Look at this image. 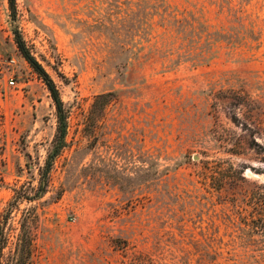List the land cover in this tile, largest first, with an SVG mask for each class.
I'll return each instance as SVG.
<instances>
[{"label":"rangeland","instance_id":"rangeland-1","mask_svg":"<svg viewBox=\"0 0 264 264\" xmlns=\"http://www.w3.org/2000/svg\"><path fill=\"white\" fill-rule=\"evenodd\" d=\"M262 146L264 0H0L1 264H264Z\"/></svg>","mask_w":264,"mask_h":264},{"label":"trees","instance_id":"trees-1","mask_svg":"<svg viewBox=\"0 0 264 264\" xmlns=\"http://www.w3.org/2000/svg\"><path fill=\"white\" fill-rule=\"evenodd\" d=\"M9 8L12 16L15 15L16 12V0H8ZM193 21L186 19L185 17H176L173 16V26L175 27V31L178 34L187 31L188 28L193 27ZM187 38V37H186ZM15 41L17 47L24 57V59L40 74V76L45 81L47 88L50 92L51 98L54 102L56 109V117H57V127L56 133L54 135L52 141V150L48 154L45 166L42 169V182L40 184V190H44L47 185V175L51 168V165L55 159V157L60 153L61 149L65 146V135L67 132V115L63 105V102L59 96V92L55 86V83L48 75V73L44 70L42 65L36 60V58L31 54L23 39L16 34ZM115 94L111 92H103L94 96V100L92 102V110L94 111H103L105 105H107L113 98ZM232 120L235 122L236 117L231 116ZM262 151L264 152V146H262ZM262 161L264 162V156L262 157ZM262 216L264 217V191L262 192ZM25 226V224H22ZM1 234V227H0ZM6 245V237L0 235V257L2 249ZM31 246H32V238L29 234H22L18 238L17 244L14 248L13 253L8 255L6 262L3 264H28L30 255H31ZM1 264V262H0Z\"/></svg>","mask_w":264,"mask_h":264},{"label":"built area","instance_id":"built-area-1","mask_svg":"<svg viewBox=\"0 0 264 264\" xmlns=\"http://www.w3.org/2000/svg\"><path fill=\"white\" fill-rule=\"evenodd\" d=\"M11 83H13V81H11Z\"/></svg>","mask_w":264,"mask_h":264}]
</instances>
